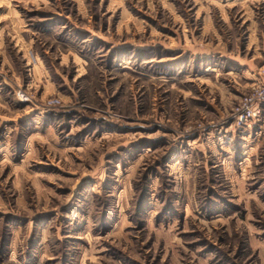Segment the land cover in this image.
<instances>
[{
	"label": "rangeland",
	"instance_id": "rangeland-1",
	"mask_svg": "<svg viewBox=\"0 0 264 264\" xmlns=\"http://www.w3.org/2000/svg\"><path fill=\"white\" fill-rule=\"evenodd\" d=\"M262 80L264 0H0V264H264Z\"/></svg>",
	"mask_w": 264,
	"mask_h": 264
},
{
	"label": "built area",
	"instance_id": "built-area-1",
	"mask_svg": "<svg viewBox=\"0 0 264 264\" xmlns=\"http://www.w3.org/2000/svg\"><path fill=\"white\" fill-rule=\"evenodd\" d=\"M51 104H55L56 101H51ZM264 103V80L259 82L251 93L245 95L241 100L239 109L240 120L245 122L251 118L257 116L260 112V105Z\"/></svg>",
	"mask_w": 264,
	"mask_h": 264
}]
</instances>
